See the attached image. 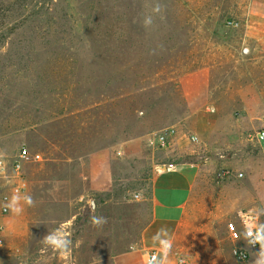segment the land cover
Returning <instances> with one entry per match:
<instances>
[{
  "label": "rangeland",
  "instance_id": "obj_1",
  "mask_svg": "<svg viewBox=\"0 0 264 264\" xmlns=\"http://www.w3.org/2000/svg\"><path fill=\"white\" fill-rule=\"evenodd\" d=\"M146 14L154 15L148 29ZM200 73L210 83L197 108L203 113L238 120L245 87L258 89L264 101V0H0V205L16 193L12 166L23 144L43 157L28 168H53L56 178L68 176L63 150L82 157L138 139L148 140L162 164L165 151L152 138L170 128L178 135L191 112L182 83ZM54 123L65 128L62 151L38 136ZM251 129L201 150L215 161L202 172L205 189L189 212L197 221L190 240L173 244L175 264H249L236 260L240 244L229 224L240 227L242 211L256 213L264 189V145L252 140ZM117 167L123 177L113 205L96 209L75 200L25 206L19 216L0 207V264H114L118 252L130 251L150 212V167ZM92 217L107 222L94 227ZM258 219L264 223V215ZM61 224L73 240L67 258L41 244ZM208 228L214 238L196 243L195 230Z\"/></svg>",
  "mask_w": 264,
  "mask_h": 264
},
{
  "label": "crops",
  "instance_id": "obj_2",
  "mask_svg": "<svg viewBox=\"0 0 264 264\" xmlns=\"http://www.w3.org/2000/svg\"><path fill=\"white\" fill-rule=\"evenodd\" d=\"M200 78L203 79L200 80ZM182 89L187 96L191 112L179 125L178 135L169 149L164 152L162 164H159L149 151L148 140L145 139L129 141L116 148L82 157L76 156L73 151L69 152L70 155L66 154L63 150L64 146L61 145L65 128L54 123L41 127L38 130V136L47 146L54 148L61 146L60 150H63L62 153L64 152L66 157L61 162L68 165V176L56 178L55 170L48 167L30 170L28 166L33 162L27 163L21 175L13 172L15 190L25 186V191L21 195L24 193L31 195L35 201L34 206L72 204L75 200H85L98 209L100 205L114 204L117 183L123 177L118 172L117 164L131 165L134 161H144L150 167V195L147 199L150 212L139 234L132 236L137 238L133 243L137 247L136 250L118 252L114 264H147L149 252L159 250L158 245L153 242V237L161 228L168 229L173 244L183 239L189 241L193 234L190 231V223L197 222L190 220L194 217H190L189 212L195 200L199 198V193L205 189L204 184L201 183L202 172L211 167L209 161H215L201 150L204 147L207 148V145L215 146L222 139L228 144L234 142L248 132L247 125L252 126L253 130L257 129V132L264 119V101L258 89L248 87L241 89L238 93L239 102H237L240 117L238 120L225 121L220 114L212 116L197 109L210 95L207 74L200 73L185 78ZM197 100H201V103ZM191 135L199 136L201 140L199 147H188L187 141ZM203 159L206 160L205 163ZM135 196L139 197L138 200L141 199V195ZM142 201L146 199L143 198ZM256 203L257 209H264V189L257 194ZM243 205L241 204L240 207ZM3 223L7 224L8 221L4 220ZM214 233L211 228L195 230L196 243H200L206 236L214 238ZM0 237L6 239V234L4 235L1 229ZM240 245L248 249L244 241ZM249 252L248 262L252 264L255 251L249 250ZM170 264H175L172 254Z\"/></svg>",
  "mask_w": 264,
  "mask_h": 264
},
{
  "label": "clouds",
  "instance_id": "obj_3",
  "mask_svg": "<svg viewBox=\"0 0 264 264\" xmlns=\"http://www.w3.org/2000/svg\"><path fill=\"white\" fill-rule=\"evenodd\" d=\"M163 5L159 2L155 3L152 7L153 14H160ZM146 14L143 17L142 26L145 29L150 28L154 23V15ZM35 201L31 195L24 193H13L10 198L0 205L5 211L10 212L12 215L19 216L24 210L25 206L33 207ZM264 215V209L256 212V216ZM103 217H92V224L94 227H100L106 223ZM247 246L253 248L259 245V251L255 253L252 264H264V223H245V231L243 233ZM154 244L158 245L159 258H151L147 264H170V256L173 250V239L167 228H161L153 237ZM44 250H51L57 253L61 258H67L72 250L73 240L71 233L67 231L63 224L59 225L52 231H49L46 236L41 240ZM179 264H185L184 260H180Z\"/></svg>",
  "mask_w": 264,
  "mask_h": 264
},
{
  "label": "built area",
  "instance_id": "obj_4",
  "mask_svg": "<svg viewBox=\"0 0 264 264\" xmlns=\"http://www.w3.org/2000/svg\"><path fill=\"white\" fill-rule=\"evenodd\" d=\"M262 126L261 128L256 132L255 135L252 136V140L257 142L260 145H264V119L261 121ZM176 135V130L174 128L163 130L159 133L154 134L152 138V143L157 146L159 150L166 151L169 149L174 136ZM200 143V138L197 135H191L188 138L187 145L190 148H194L197 144ZM43 160V157L40 153H32L31 149L23 144L20 146L18 150V154L16 155V158L14 160L12 170L15 172L16 175H21L23 171V167L27 163H39ZM169 168V167H168ZM6 167H3L1 170L5 172ZM225 175L231 176L230 172L225 173ZM16 193H23L25 191V186L18 187L16 190ZM136 199H138V196H135ZM7 199V198H6ZM5 199V201H6ZM4 212L8 213L3 209ZM255 220L256 223H259V219L256 216V213L254 211H242L239 214V225L240 227L235 223L229 224V231L230 236L233 242L241 244L243 241L246 243L244 239V231H245V223H252ZM4 244V239L0 237V247ZM247 245V244H246ZM136 245L131 246V250H136ZM259 245H256L255 247L251 248L248 246V249L242 248L241 245L239 247H236L234 249V256L236 260L239 263H246L249 260L250 252L249 250H258ZM149 259L151 258H159V250L155 249L149 252ZM185 261V260H184ZM186 263V261H185Z\"/></svg>",
  "mask_w": 264,
  "mask_h": 264
}]
</instances>
